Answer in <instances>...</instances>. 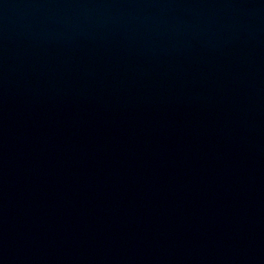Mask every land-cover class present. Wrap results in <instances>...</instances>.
I'll return each instance as SVG.
<instances>
[{
    "label": "water",
    "instance_id": "water-1",
    "mask_svg": "<svg viewBox=\"0 0 264 264\" xmlns=\"http://www.w3.org/2000/svg\"><path fill=\"white\" fill-rule=\"evenodd\" d=\"M0 264H264V0H0Z\"/></svg>",
    "mask_w": 264,
    "mask_h": 264
}]
</instances>
